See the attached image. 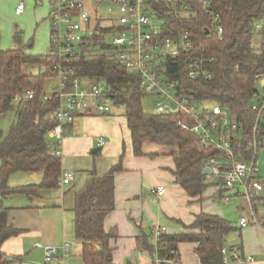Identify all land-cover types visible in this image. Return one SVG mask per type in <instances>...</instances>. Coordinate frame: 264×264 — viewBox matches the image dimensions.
I'll return each instance as SVG.
<instances>
[{"label": "trees", "instance_id": "16d2710c", "mask_svg": "<svg viewBox=\"0 0 264 264\" xmlns=\"http://www.w3.org/2000/svg\"><path fill=\"white\" fill-rule=\"evenodd\" d=\"M167 6H163L162 9ZM196 16L174 18L175 29H166V35L176 30L190 29L194 42L192 54L212 57L207 63L212 72L209 79H191L187 75L184 56L169 66L168 77L187 86L197 99L222 103L238 114L245 132L251 135L254 114L250 98L258 86L256 74L264 72V30L259 31L255 22L264 17V0H213V9L219 12L224 32L219 35L213 26L209 11L200 5ZM105 29H103V32ZM16 47L0 51V118L13 111L15 118L7 133L0 128V264H8L2 247L22 230L9 222L10 208L4 198L10 194L40 195L43 188H56L62 177V159L55 154V142L49 137L57 124L55 111L59 104L56 85L46 92V81L57 78L47 54L30 51V43L23 41L22 33H14ZM92 48L75 63L79 76L104 79L110 88L114 104L125 106L134 153L142 155L143 144L151 141L173 147L176 179L192 196L201 195L209 183L204 179L205 161L217 153L214 149L201 150L197 134L178 126L179 114L146 111L143 107L145 93L137 75L129 73L118 57L117 48L102 41V35L92 38ZM42 67L35 72L33 67ZM34 90V98L16 103L17 93ZM47 96V98H45ZM235 146L237 145L234 141ZM243 143L241 151H245ZM122 161L103 175L91 177L75 194V236L81 242L84 264H117L114 260L117 237L107 231L105 220L115 208V173L122 170ZM40 172V183L11 185V175L17 172ZM264 182V180H262ZM264 198V197H262ZM258 199H253L256 204ZM264 221V216L260 217ZM196 232L161 235L159 255L169 256L179 242H197L201 264H224L222 248L227 236L236 227L224 217L202 212L189 227ZM143 249L153 252L155 244L140 237Z\"/></svg>", "mask_w": 264, "mask_h": 264}, {"label": "built area", "instance_id": "2783aa9c", "mask_svg": "<svg viewBox=\"0 0 264 264\" xmlns=\"http://www.w3.org/2000/svg\"><path fill=\"white\" fill-rule=\"evenodd\" d=\"M50 2V47L47 55L57 75L55 88L59 95L55 111L57 124L49 132L56 145L55 154L61 156V146L69 134V126L80 113L109 114L113 110L107 82L79 76L75 64L84 52L92 48V38L102 35V41L117 48L126 70L137 75L144 93L155 97V111L179 114L178 126L198 135L201 150L217 151L205 161L204 179L218 187L234 189L237 195L264 201V182L258 175V153L264 146V72L256 74L259 83L250 98L249 106L254 114L251 135L246 134L238 114L231 108L216 101L197 99L189 87L181 86V82L171 80L167 75L169 66L185 54L189 78L212 77L206 64L216 59L192 54L191 30H176L173 35H166L165 30L175 29L171 25L175 17L196 16L197 8L203 5L209 11L215 31L222 35L224 27L219 12L213 9V0H96L93 9L85 0ZM163 6L167 7L162 9ZM25 10V0H18L14 13L22 15ZM255 27L259 31L264 30V17L255 22ZM34 94V90L29 89L23 94L17 93L13 101H27L34 98ZM100 142L104 144V139ZM243 143L246 144L245 151H241ZM74 178L75 173L66 170L60 184ZM156 191L163 194L165 187L160 185ZM230 199V196L223 197L226 202ZM250 222L247 216L240 218L241 226ZM164 233L162 227L153 229L155 250L149 252L151 259L154 264H177L178 248L166 258L159 255L158 241ZM36 246H42V243L38 242ZM222 253L224 263L229 257L242 258L237 250L229 255L227 247L222 248ZM44 255V264H67L72 255V244L69 240L61 246L46 244Z\"/></svg>", "mask_w": 264, "mask_h": 264}, {"label": "crops", "instance_id": "0c3cea01", "mask_svg": "<svg viewBox=\"0 0 264 264\" xmlns=\"http://www.w3.org/2000/svg\"><path fill=\"white\" fill-rule=\"evenodd\" d=\"M50 1L25 0V12L16 15L14 9L18 0H0L1 40L15 27L14 33L19 31L17 27L22 23L27 31L19 32L30 39V51L38 47L43 55L47 53L52 10ZM85 1L89 8L96 7V0ZM113 110L109 114L80 113L69 126L60 157L62 173L66 170L75 173L72 181L64 185L59 183L56 188H43L39 196L14 193L3 199L5 206L10 208L9 222L22 230L2 247L6 259L11 260L8 264H44V245L61 246L65 240L71 241L75 235L76 192L92 172L103 175L120 160L123 169L114 176L115 208L105 220L106 230L117 233L112 242L117 264H127L128 260L129 264H154L149 251L140 245V237H146L155 244L153 229L158 226L167 234L196 232L197 229L189 227L202 212L218 214L236 227L227 236L225 247L229 255L237 250L242 258L229 257L224 264H264V221L260 218L264 216V201L257 200L255 204L249 197L237 195L234 189L221 188L209 182L201 195H190L176 179L173 156L176 149L145 141L144 153L136 155L126 114L121 111L114 113ZM101 139H104V144H101ZM19 173L25 175L17 177L18 182L17 179L11 181L12 176ZM13 175L9 180L11 185L40 183L42 180L40 172L21 171ZM160 185L165 187L163 194L156 191ZM224 196L231 199L226 202ZM242 216L251 219L249 225H240ZM38 242L42 246H36ZM197 247V242H179L177 264H201ZM248 257L252 259L247 260Z\"/></svg>", "mask_w": 264, "mask_h": 264}, {"label": "rangeland", "instance_id": "374dc122", "mask_svg": "<svg viewBox=\"0 0 264 264\" xmlns=\"http://www.w3.org/2000/svg\"><path fill=\"white\" fill-rule=\"evenodd\" d=\"M92 6H94V5H92ZM0 28H1V26H0ZM15 28L12 29V32L9 33L8 35L5 34V38L3 37V41L1 40L0 46L3 50H7V49L14 48L17 46V44L14 40V37H13ZM17 29L19 31H27V29L22 25V23H20V27H17ZM29 40L30 39H28L24 33L23 34L24 43L28 44V42H30ZM49 47H50V43H48L46 50H49ZM39 50L40 49L38 47H33L31 52H33L35 54H42L43 52H40ZM45 54H47V53H45ZM33 69L35 72H39V71H41L42 67L39 68L38 65H36L33 67ZM57 83H58L57 78H55V77L48 78L46 81V85H45V91L46 92L52 91V89L54 88L55 85H57ZM155 100H156L155 97H153L151 95H145V97H143V100H142L144 109L146 111H155V106H154ZM110 102L113 105L114 113H119L120 111L122 113H125V106L116 105L113 103L112 100H110ZM14 118H15V115H14L13 111L7 112L5 115H3L0 118V128L4 131V133L8 132L11 124L13 123ZM258 166H259L258 175L262 180H264V146H261L259 149ZM16 175H18V176H14V175L12 176L11 175L12 176L11 181H15L17 179V182H18L19 178H17V177H20V175H25V174L19 173ZM236 200H238V199H236ZM238 201H240V200H238ZM70 242H71V244L73 243V248H72V255H71V257H69L67 264H84L83 259L80 255L81 246H80L79 241L75 237V235L73 237H71Z\"/></svg>", "mask_w": 264, "mask_h": 264}, {"label": "water", "instance_id": "95a60500", "mask_svg": "<svg viewBox=\"0 0 264 264\" xmlns=\"http://www.w3.org/2000/svg\"><path fill=\"white\" fill-rule=\"evenodd\" d=\"M207 171H208V169L205 170V172H207ZM129 262H130V261L128 260V261H127V264H129Z\"/></svg>", "mask_w": 264, "mask_h": 264}]
</instances>
